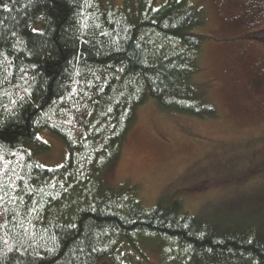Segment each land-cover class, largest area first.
Listing matches in <instances>:
<instances>
[{
  "label": "trees",
  "instance_id": "trees-1",
  "mask_svg": "<svg viewBox=\"0 0 264 264\" xmlns=\"http://www.w3.org/2000/svg\"><path fill=\"white\" fill-rule=\"evenodd\" d=\"M118 5V3H120ZM0 0V264H264V211L146 208L110 184L137 107L197 118L206 9L191 0ZM65 145L47 167L39 133Z\"/></svg>",
  "mask_w": 264,
  "mask_h": 264
},
{
  "label": "rangeland",
  "instance_id": "rangeland-1",
  "mask_svg": "<svg viewBox=\"0 0 264 264\" xmlns=\"http://www.w3.org/2000/svg\"><path fill=\"white\" fill-rule=\"evenodd\" d=\"M191 2L207 13L206 25L196 29L207 38L195 82L216 115L164 111L149 99L137 107L120 157L104 176L113 186L137 185L146 208L180 199L195 215L251 211L254 220L264 211V0ZM39 137L49 149L35 160L63 164V142L48 130ZM149 260L156 262L154 253L143 264Z\"/></svg>",
  "mask_w": 264,
  "mask_h": 264
}]
</instances>
